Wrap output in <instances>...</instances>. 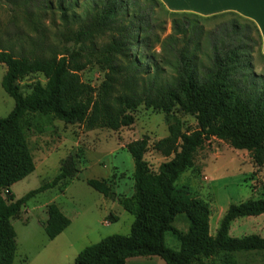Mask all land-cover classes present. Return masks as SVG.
Segmentation results:
<instances>
[{
    "label": "trees",
    "instance_id": "16d2710c",
    "mask_svg": "<svg viewBox=\"0 0 264 264\" xmlns=\"http://www.w3.org/2000/svg\"><path fill=\"white\" fill-rule=\"evenodd\" d=\"M161 9L172 18V34L163 41L158 35ZM0 14L8 16L0 25V64L6 67L1 87L14 102L0 118V264H13L16 252L11 219L32 197L77 174L69 156L51 182L14 198L11 186L35 170L24 132L26 117L50 115L88 130L117 131L133 124L132 112L140 105L171 118L177 108L192 116L196 127L183 130L174 120L154 146L169 158L156 172L144 159L148 137L125 145L133 160L134 192L121 205L133 216L130 234L85 247L73 264H126L134 257L193 264L220 252L264 250V237L229 235L235 219L264 215V195L230 205L211 235L209 206L177 184L210 138L252 153L258 165L264 162V76L252 67L254 49L260 51L252 21L232 12L211 17L172 13L159 0H0ZM224 16L229 20L211 31L199 25ZM90 65L104 72L96 88L81 80L80 73ZM34 75L45 82L21 84ZM86 184L104 197L111 193L105 181ZM178 217L185 219L186 231L173 226ZM69 225L55 204L47 206L43 229L48 239ZM168 233L178 251L165 245Z\"/></svg>",
    "mask_w": 264,
    "mask_h": 264
},
{
    "label": "rangeland",
    "instance_id": "374dc122",
    "mask_svg": "<svg viewBox=\"0 0 264 264\" xmlns=\"http://www.w3.org/2000/svg\"><path fill=\"white\" fill-rule=\"evenodd\" d=\"M158 18V35L163 41L172 34V18L163 10ZM0 20L3 26L8 16L0 14ZM227 20L228 16L218 17L201 21L199 25L208 32ZM154 50L160 52L159 43L155 44ZM251 59L254 73L264 76V59L258 48L254 49ZM5 72L6 67L0 64V118L6 117L14 107L13 100L1 87ZM80 76L84 83L96 88L104 79V72L98 66L90 65ZM35 80L45 82L41 75H34L24 78L21 84L30 85ZM132 116L133 124L117 131L106 128L88 130L83 125L64 124L50 115L26 117L24 132L35 170L11 186L9 191L14 198L19 199L51 182L59 173L62 161L69 156L75 160L77 174L32 197L19 215L11 219L16 233L13 264H73L85 247L111 235L130 234L133 216L121 205V201L130 198L134 192L133 160L125 145L148 137L149 147L144 159L156 172L159 165L169 158L155 151L154 146L168 135V128L174 120L179 121L183 130L196 127L195 119L177 108L173 111L175 118L143 105L132 112ZM90 179L105 181L111 189L110 195L104 197L94 191L86 184ZM177 184L187 186L191 197L209 206L210 234L215 235L230 205L263 197L264 162L258 165L252 153L236 150L226 141L210 138L197 151L194 166L180 176ZM50 204H55L70 220V225L53 240L48 239L43 229ZM173 226L180 231L187 229L183 217H178ZM229 235L234 238L264 237V215L235 219L230 225ZM165 245L174 251L179 249V244L169 233L165 236ZM147 260L140 264H165L157 257H148ZM193 264H264V250L220 252L210 259H198Z\"/></svg>",
    "mask_w": 264,
    "mask_h": 264
},
{
    "label": "crops",
    "instance_id": "0c3cea01",
    "mask_svg": "<svg viewBox=\"0 0 264 264\" xmlns=\"http://www.w3.org/2000/svg\"><path fill=\"white\" fill-rule=\"evenodd\" d=\"M172 13H191L211 17L223 13H235L252 21L260 34V53L264 56V0H159ZM154 258V257H149ZM148 257H134L126 264L145 263Z\"/></svg>",
    "mask_w": 264,
    "mask_h": 264
}]
</instances>
